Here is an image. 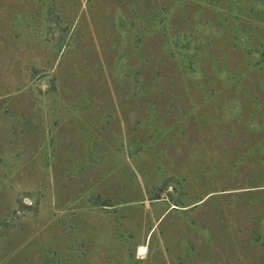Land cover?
Here are the masks:
<instances>
[{
	"label": "rangeland",
	"instance_id": "obj_1",
	"mask_svg": "<svg viewBox=\"0 0 264 264\" xmlns=\"http://www.w3.org/2000/svg\"><path fill=\"white\" fill-rule=\"evenodd\" d=\"M0 264H264V0H0Z\"/></svg>",
	"mask_w": 264,
	"mask_h": 264
}]
</instances>
